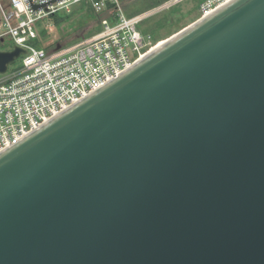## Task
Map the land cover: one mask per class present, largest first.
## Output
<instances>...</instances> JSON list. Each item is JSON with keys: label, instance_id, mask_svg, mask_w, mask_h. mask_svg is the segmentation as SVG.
<instances>
[{"label": "water", "instance_id": "95a60500", "mask_svg": "<svg viewBox=\"0 0 264 264\" xmlns=\"http://www.w3.org/2000/svg\"><path fill=\"white\" fill-rule=\"evenodd\" d=\"M21 54L0 51V75ZM0 264H264V0L0 154Z\"/></svg>", "mask_w": 264, "mask_h": 264}, {"label": "built area", "instance_id": "2783aa9c", "mask_svg": "<svg viewBox=\"0 0 264 264\" xmlns=\"http://www.w3.org/2000/svg\"><path fill=\"white\" fill-rule=\"evenodd\" d=\"M225 1L205 0L200 19ZM75 6L97 15L96 32L58 50L31 46L35 22ZM0 12V41L10 37L24 50L20 67L0 78V154L132 69L154 45L137 29L142 17H125L118 0H0Z\"/></svg>", "mask_w": 264, "mask_h": 264}, {"label": "rangeland", "instance_id": "374dc122", "mask_svg": "<svg viewBox=\"0 0 264 264\" xmlns=\"http://www.w3.org/2000/svg\"><path fill=\"white\" fill-rule=\"evenodd\" d=\"M205 0H118L122 14L127 18L142 17L137 29L140 33L154 42L152 50L187 29L194 22L200 20V5ZM223 1V0H222ZM169 3V4H168ZM167 4V5H166ZM162 5H165L162 6ZM162 6L163 9L158 11ZM0 22L5 20L0 12ZM97 15L89 9L75 6L71 13L59 12L55 16H48L35 22L34 29L37 38L30 41L34 48L52 51L57 45L60 48L72 46L87 39L97 31ZM3 30H0V33ZM14 47L13 40L5 37L0 41V51H8ZM21 59L8 65L7 73L17 69ZM2 75H0V78Z\"/></svg>", "mask_w": 264, "mask_h": 264}, {"label": "bare ground", "instance_id": "6f19581e", "mask_svg": "<svg viewBox=\"0 0 264 264\" xmlns=\"http://www.w3.org/2000/svg\"><path fill=\"white\" fill-rule=\"evenodd\" d=\"M232 0H226L224 3L220 4L219 6H217L216 10L220 9L221 7H223L224 5H226L227 3L231 2ZM213 13V12H209V15ZM167 43V42H166ZM166 43H164L163 45H165ZM163 45H161L159 48H161ZM158 48V49H159ZM158 49H156L155 51H157ZM155 51L152 52H148L145 56H143L140 61H143L144 59H146L147 57H149L152 53H154Z\"/></svg>", "mask_w": 264, "mask_h": 264}]
</instances>
